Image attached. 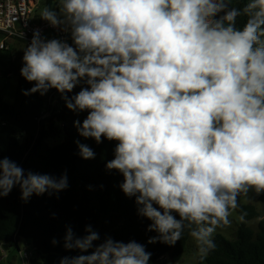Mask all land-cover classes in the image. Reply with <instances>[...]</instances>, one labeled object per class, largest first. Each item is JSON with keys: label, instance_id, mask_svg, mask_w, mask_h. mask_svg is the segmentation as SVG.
Masks as SVG:
<instances>
[{"label": "clouds", "instance_id": "clouds-1", "mask_svg": "<svg viewBox=\"0 0 264 264\" xmlns=\"http://www.w3.org/2000/svg\"><path fill=\"white\" fill-rule=\"evenodd\" d=\"M40 15L70 30L74 46L34 32L21 76L35 85L24 94H63L85 80L87 87L64 97L66 106L87 111L76 122L81 136L117 141L106 168L122 174L121 190L152 221L148 230L158 236L149 242L174 245L187 229L204 260L238 198L264 194V0L243 7L232 0H57L56 11L44 7ZM79 149L84 159L95 157L87 145ZM15 186L27 200L68 182L66 174H25L0 159V197ZM85 231L74 238L69 229L65 247L92 248L99 234ZM150 257L134 240L106 238L90 255L60 264H149Z\"/></svg>", "mask_w": 264, "mask_h": 264}, {"label": "trees", "instance_id": "trees-1", "mask_svg": "<svg viewBox=\"0 0 264 264\" xmlns=\"http://www.w3.org/2000/svg\"><path fill=\"white\" fill-rule=\"evenodd\" d=\"M246 2L232 0V5L243 7ZM44 3L48 8L57 6V0H44ZM238 23L242 26L244 18ZM23 63V58H11L5 71L6 77L16 78V92L13 104L7 103L0 93V159L14 161L25 174L31 171L56 178L66 174L68 187L51 194L33 193L24 200L19 186H15L6 197H0V245L8 253L18 252L24 239L36 249L30 264H60L64 257L90 255L106 238L124 243L134 240L151 253L149 264L165 256L179 262L191 237L188 230L174 245L159 240L150 243V238L158 236L157 232L148 230L152 221L139 215L136 198L126 196L121 190L122 174L106 168L107 162L114 158L117 141L102 137V142L97 144L93 138L79 134L76 122L82 125L88 113L70 110L64 97L71 98L87 87L85 80H80L71 92L62 94L51 88L43 95L40 92L25 95L35 82L21 76ZM54 94H58V104L52 107L49 100ZM44 114L49 115L45 118ZM60 135L63 136L60 144H49ZM80 144L90 147L95 157L84 159ZM248 196H256L264 205V194L257 196L250 191ZM236 212L239 216L242 212L247 215L234 238L214 236L215 249L204 260L199 256L197 264H264V215L255 231L246 222L260 217L257 208L239 204ZM88 226L100 237L92 248L81 252L65 247L69 229L74 238H83L88 235L85 231Z\"/></svg>", "mask_w": 264, "mask_h": 264}, {"label": "built area", "instance_id": "built-area-1", "mask_svg": "<svg viewBox=\"0 0 264 264\" xmlns=\"http://www.w3.org/2000/svg\"><path fill=\"white\" fill-rule=\"evenodd\" d=\"M39 8L35 0H0V50H10L7 45L9 40L21 43L26 47L31 43L34 32L38 31L42 39H60L73 45L70 30H66L64 25L52 26L49 21L40 18ZM74 46V45H73ZM58 104V94L50 97L49 105ZM49 114H44L47 117ZM28 247V248H27ZM23 249H18L20 264H30L31 259L36 256V249L30 245ZM2 255L0 264H8L9 255L0 245Z\"/></svg>", "mask_w": 264, "mask_h": 264}, {"label": "rangeland", "instance_id": "rangeland-1", "mask_svg": "<svg viewBox=\"0 0 264 264\" xmlns=\"http://www.w3.org/2000/svg\"><path fill=\"white\" fill-rule=\"evenodd\" d=\"M35 2L39 8V12H38L39 16L40 18H42L40 15L41 9L46 7L44 0H35ZM50 9L56 11L57 6L53 5ZM7 45L10 47V50H6V51L0 50V93L2 94L4 100L7 103L13 104L15 99V92H16V78L14 76L6 77L5 71L8 67V61L11 58L14 59L15 57L22 60L23 58L22 55L24 56V51L26 49V46L21 43L14 42L12 40H9L7 42ZM62 141H63V136L60 135L58 138L50 140L49 144L57 145L60 144ZM238 201L239 204H252L257 208V210L260 213V217L248 221L246 223L249 227H251L255 231H258V223L264 215V205L258 200L256 196L239 197ZM229 220L231 221L230 225L225 226L223 228H218L214 233V236L221 234L225 236L227 239L234 238V234L242 221L239 220V215L237 214L236 210L233 211L232 214L229 216ZM27 245L28 243L26 242V240L22 239L20 242L21 249L27 247ZM1 251L2 249H0V256L2 255ZM7 255H9L7 262H10L11 264H20L17 252L12 251L9 252ZM198 257H199V253L197 251L196 242L192 237H190L185 252L183 254V257L179 262L174 263L167 256H165L160 260L156 261L154 264H197Z\"/></svg>", "mask_w": 264, "mask_h": 264}]
</instances>
